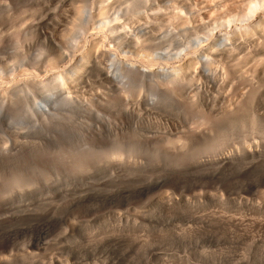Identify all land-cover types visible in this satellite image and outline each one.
Returning a JSON list of instances; mask_svg holds the SVG:
<instances>
[{"label": "rangeland", "instance_id": "1", "mask_svg": "<svg viewBox=\"0 0 264 264\" xmlns=\"http://www.w3.org/2000/svg\"><path fill=\"white\" fill-rule=\"evenodd\" d=\"M5 1H0L3 2L0 3V64L4 66L14 58H19L25 51L32 59L24 60L25 63L29 61V64L24 63L23 67L33 72L38 69L40 78L48 76L51 71L45 69L46 71L41 72L38 65L33 63V57L40 55L43 50L40 42L32 37L33 40L31 32L29 33L30 25L37 19L39 2L11 0L6 6ZM171 4H164V12ZM171 9L169 7L167 11L169 15ZM72 10L71 6L61 8L60 13L64 17L61 30L72 25L70 23L75 19ZM153 11L156 10H149L148 13L153 14ZM164 12L162 14L166 16L167 13ZM204 14L202 12L201 16L207 19L208 13ZM201 16L197 14L195 17H199L198 20L195 18L196 21L191 20V23L200 25L205 20L200 21ZM158 19H150L154 21L155 33L159 30L164 32L167 28V22L163 20L164 25L162 18ZM155 25H159L161 29ZM214 31H217L216 34L219 32L218 29ZM65 32L64 29L62 34ZM61 39L62 45L67 47L70 40H66L65 36ZM106 43L107 46L114 47L113 42L107 40ZM68 49L70 58L79 52L72 49L73 53L75 51L72 54L71 47ZM70 58L61 63L60 67L68 66ZM20 73L17 72L19 77L16 76V80L22 75L26 77L27 71L21 73V76ZM243 87L240 89L244 90ZM145 90L140 93L144 99L148 93ZM35 92V98L43 95L41 90ZM87 92L85 96L92 97L95 89L91 88ZM231 93L233 94V90ZM234 93L237 92L234 90ZM232 94L231 97L237 95ZM60 105L66 111L65 105ZM119 105L114 106L119 112L109 108L111 113H108V107H105L107 111H104L105 108L100 109L103 112L100 111L99 115L107 112L98 118L103 123L102 127L109 124L110 128L103 129L93 145L92 142L84 144L88 133L95 129L93 118L85 112L67 116L68 111H62L61 108L59 110L65 112L62 114L67 113L68 119L73 116L71 120L65 118L68 125L64 124V120L62 124L58 123L60 127L56 122L53 125L49 121L52 125L47 122L51 126L46 124L47 127L40 130L33 125V115L22 106L25 110L18 109L21 111L20 122L24 123L19 130L20 136L6 138V134L0 132V257L7 258L2 261L6 264H264L263 159L256 165H243L232 170L197 171L194 168L195 160L190 158L196 155V158L209 161L215 155L218 157L230 151L241 153L254 139L258 138V142L262 141L259 144L264 145V133L262 132V136L260 132L251 133L249 128L251 132L245 130L249 131L247 134L236 130L228 135L229 132L215 124L218 121L214 123L215 119L210 122L217 125L214 127V132L218 131L216 137L220 133L226 139L221 140L219 137L222 142L220 151L215 142L214 145L210 142L197 143L191 148L197 153L189 152L190 160L187 156V161H179V165L175 162L179 159L167 160L155 142H164V136H167L164 132L170 127L176 132L171 138L176 137L175 140H179L177 145H182L186 131L196 130V126L199 127L202 123L198 121L199 115L192 105L182 112V109L177 110L171 106L173 110L166 104L168 109L171 108L164 109L169 115L166 112L151 114L140 120L132 115L123 116L124 107L121 109ZM262 106L264 108V102L261 108ZM111 110H114V114ZM96 115L98 114L93 116ZM218 117L217 115V120ZM6 122L3 127L8 130L11 124ZM210 124L207 126L202 123L207 128H213L212 124L209 127ZM121 129L125 134L124 140L123 134L121 140H127V144L118 146L115 130L119 132ZM236 132H243L242 136ZM198 144L202 146L199 147ZM208 145L209 148H205ZM84 146L90 150L85 149L84 152L85 159H88L85 160L87 165L83 169L76 166L74 168V155L80 157ZM121 146L123 148L118 150L123 151L120 150L124 153L122 161L127 162L129 168L122 173L113 174L104 153ZM6 151L15 155V159L9 153L8 156L4 155ZM66 159L67 166L64 164ZM17 172L21 173V187L12 183ZM29 253L37 255L36 258L32 260L34 255L31 259Z\"/></svg>", "mask_w": 264, "mask_h": 264}, {"label": "bare ground", "instance_id": "2", "mask_svg": "<svg viewBox=\"0 0 264 264\" xmlns=\"http://www.w3.org/2000/svg\"><path fill=\"white\" fill-rule=\"evenodd\" d=\"M9 1L11 0H6L4 4L9 5ZM114 1L36 0L40 5L37 9L39 15L36 13L37 19L32 26L30 25L31 28L28 31L31 32V38L40 42L43 51H40V55L37 53L36 57L32 55L35 59L33 63L38 65L41 72L49 70L51 74L40 78L38 69L37 72L25 69L23 67L24 60L32 59L31 55L25 51L19 58H14L4 66L0 64V132L3 135L6 134V138L20 136L19 130L23 128L24 123L21 124L19 113L25 106L26 110H23L27 111L28 109L33 115L34 119L31 121L38 129H42L46 124L49 127L51 124L49 121H52L53 125L56 122L57 125L64 120L66 125L65 118L67 116L87 113L93 118L95 129L88 133L84 144L92 142L91 145H93L103 129L110 128L109 124L102 127L103 123L98 119L99 116L107 113L102 114V110L108 107V113H111L109 108L116 109L114 106H117L118 103L121 105H119L121 109L124 107L123 111L121 110L123 116L132 115L137 120L151 114L166 112V115H169L167 110L164 111L169 108V105L177 110L182 109V112L184 108L192 105L199 115L197 116L202 120L198 119V121L208 126L216 119L214 123L218 121L215 124H219L218 127H223L229 132H225V134L229 135L236 130L245 132L249 128L252 130V132L249 130L251 133L260 132V135L264 133V108L263 106L261 108V104L264 102V100L262 101L264 96V0H116L115 3L119 4L113 3ZM170 3H172L169 6L170 9L172 8V12L170 10L171 14L169 15L167 12L169 7L167 11L165 9V12L162 8H166L164 4L169 5ZM116 5H118V10L115 9ZM68 6L72 7L75 19L70 23L71 26L69 25L67 29L64 28L66 32L62 34L64 29L61 30L60 25L64 17L60 10L62 7ZM149 10L157 12L153 11L155 15L154 13L149 14ZM161 10L168 16L167 14V17L164 16ZM200 12L208 13L206 16L208 20L203 15L202 17ZM197 14L202 17L200 21L205 20L195 26L198 23L193 25L191 20L194 21ZM121 18L124 19L121 20ZM152 18H159L158 20L162 18V21L167 22L164 32L159 30L162 34L159 31L155 33L154 21L150 20ZM90 29H92L91 32ZM216 29L219 31L218 34H216L217 31H214ZM63 36L66 40H70V42L67 41L69 42L67 47L62 45L61 37ZM107 40L113 42L114 47L107 46ZM68 47H71L72 54L75 53V51L73 53L74 49H77L79 54L75 53L77 56L74 54L70 58V48L68 49ZM39 56L41 57L39 58ZM74 56L76 57L74 58ZM69 58L71 59L70 64L68 62V66L60 67L61 63ZM30 65L32 66V62ZM25 71H27L26 77H23L24 75L21 73ZM17 72H21L20 76H22L16 80ZM242 86H244V90L240 89ZM91 88L95 89V94L92 97H86L85 93ZM36 90L42 91L43 95H40V98L34 97L37 93ZM144 90H148L145 99L140 94ZM232 90L233 94H237L236 96L231 93ZM234 90L237 93H234ZM38 92L40 94V91ZM225 92H229L234 97ZM191 93L192 95H190ZM60 104L65 105L66 111ZM60 108L62 111H68L69 114L66 113L67 116L62 114L65 112L59 110ZM106 108L104 111H107ZM100 111L102 112L99 115ZM111 111L113 113L114 110ZM29 112L26 113L29 114ZM116 112L119 111L116 109ZM96 113L98 115L93 116ZM118 114L115 113V115ZM217 115L219 116L218 120ZM72 118L68 119L67 117L68 120ZM125 118L127 119V117ZM129 118L132 119V117ZM219 119L222 125H220ZM5 122L11 124L10 129H4ZM68 122L70 123V121ZM202 123L199 125L200 128L195 125L196 130L183 129L187 130V133L186 136L184 135L185 140L183 139L182 145L179 146L177 145L179 140H175L176 137L171 138L174 133L176 134L175 130L168 127L164 132L167 135L164 136L165 141L162 140L160 142L162 144L155 142L159 145L156 146L161 154L163 153L167 157V160L169 158L179 159L175 161L177 164L179 161H187L189 152H194L191 148L197 143L210 142L211 145H214L215 142L220 151L221 140H226L225 136L221 137L219 133L216 137L218 131L214 132L217 126L214 123H211L213 128H207ZM59 124L58 127L61 126ZM211 124L209 127H212ZM195 126L192 128L195 129ZM62 127L61 130H63ZM190 127L189 129H191ZM122 130L119 132L115 130L118 146L125 145L124 143L127 142V140L126 142L121 140L122 137L123 140L125 138ZM259 138L261 137L259 136ZM257 140L254 139L251 141L252 143H248L249 145L244 147L241 153L230 151L218 155V152V157L215 155L216 158L208 159L209 161H204L201 157L196 158V155L190 158L195 160H193L196 165L194 168L197 171L232 170L243 165H256L261 159L263 162L260 161V163H264V145L259 144L260 141ZM244 143L246 142L244 141ZM160 145H163L162 148ZM201 146L199 145V147ZM207 147L209 148V145L205 148ZM83 148V152L82 150L79 152H82L80 157L74 155L75 159L77 158L72 162L74 168L76 166L83 169L87 165L85 164L87 158L85 159L84 155L86 148L85 146ZM118 148H123V146L109 149L104 153L112 173H122L126 168H129L127 167L128 163L122 161L124 153H121L122 150L120 149V151ZM86 151L90 150L86 149ZM7 153L10 154L9 151H6L4 155L8 156ZM196 153L194 152V154ZM10 155L15 157V155ZM110 159L111 161H109ZM66 161L68 160L63 162L65 166L68 164ZM20 178L21 173L17 172L14 182H12L16 187L23 186ZM33 255L29 253L28 256L32 259ZM36 256L34 255L32 260ZM6 259V257H0V264H6L2 261ZM28 260L26 261L28 262Z\"/></svg>", "mask_w": 264, "mask_h": 264}]
</instances>
